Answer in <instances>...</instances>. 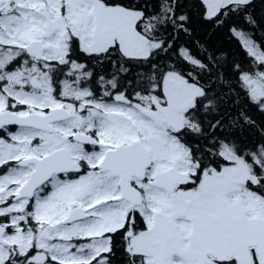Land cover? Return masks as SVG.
<instances>
[{
	"label": "snow or ice",
	"instance_id": "obj_1",
	"mask_svg": "<svg viewBox=\"0 0 264 264\" xmlns=\"http://www.w3.org/2000/svg\"><path fill=\"white\" fill-rule=\"evenodd\" d=\"M0 264H264V0H0Z\"/></svg>",
	"mask_w": 264,
	"mask_h": 264
}]
</instances>
